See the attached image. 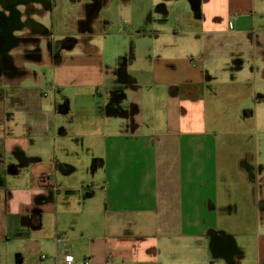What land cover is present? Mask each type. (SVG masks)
Returning <instances> with one entry per match:
<instances>
[{"label":"crops","instance_id":"crops-1","mask_svg":"<svg viewBox=\"0 0 264 264\" xmlns=\"http://www.w3.org/2000/svg\"><path fill=\"white\" fill-rule=\"evenodd\" d=\"M183 1L181 13L196 20V29L122 32L114 57L87 43L73 51L72 36L63 37L66 46L48 47L37 33L30 34L39 44L4 51L0 239L26 244L5 264H59L57 238L74 264L85 257L90 264H264V223L247 226L243 214L238 223H216L223 209L238 214L234 198L223 206L233 160L242 213L243 178L260 189L264 213V162L243 151V141L228 162L219 143L212 154L195 139L214 126L206 111L220 95L215 84L230 76L232 95L239 94L237 75L246 63L264 76V30L249 21L264 16V0ZM177 2L160 0L147 18L156 12L166 19ZM100 6L101 0L85 3L78 35L88 38ZM50 31V40L63 39ZM133 36L148 44L126 45ZM34 65L49 68L51 98L40 91ZM43 242L54 243L53 253L31 261L29 250Z\"/></svg>","mask_w":264,"mask_h":264},{"label":"rangeland","instance_id":"rangeland-1","mask_svg":"<svg viewBox=\"0 0 264 264\" xmlns=\"http://www.w3.org/2000/svg\"><path fill=\"white\" fill-rule=\"evenodd\" d=\"M88 0H52L53 8L50 12V18L45 20L47 25L53 31L55 39L63 38L65 36H72L76 39V48L78 50L81 44L96 46L100 51L106 54L115 56V48L119 46L120 33L136 32L137 30H147L149 33L156 30L160 35L165 32L183 33L187 30L196 29L198 26L196 20H193L191 15L181 13L184 1L178 0L173 10L163 19L156 12H153V17L148 19L147 12L150 8L155 10L160 0H101V6L95 14V19L91 24L92 32L88 38L78 35L79 20L86 14L85 3ZM174 3V2H171ZM153 6V7H152ZM135 11V12H134ZM136 13V14H134ZM49 21V22H48ZM250 23H255L258 30H264V16L256 13L254 18L250 17ZM126 22V23H125ZM260 32V31H259ZM261 37L264 38V31ZM126 45L133 39V45H147V38L142 36H133L126 38ZM81 43V44H80ZM69 52H67L68 54ZM75 53V52H73ZM143 54V53H142ZM140 59H137L139 62ZM134 63V67L138 63ZM251 64L243 65V71L239 73L238 91L239 94L232 95L233 90L229 85L230 76L224 83H218L214 86L218 88L217 103L214 108L210 105L206 111V119L209 120V125H214L209 135L197 137V141L203 142L207 152L211 149L213 154L214 143H219L220 152L224 154L223 157L228 158V162L233 160L236 156L240 142L243 141V151L248 150L253 154L257 152L258 158L264 162V76L262 75V68L260 71L252 72ZM264 68V67H263ZM34 69L40 77L38 87L46 98L52 97L51 76L49 68L43 65H34ZM225 78V77H223ZM48 96V97H47ZM214 111V112H213ZM240 127V128H239ZM243 130V133H237L236 129ZM211 134V135H210ZM204 155L200 152V157ZM232 167L226 169L232 179V192L230 195H224L226 200L224 207H228V202L232 198L237 202L238 214L234 210L229 213L227 210L222 211L221 220L216 223H238L236 220L238 216L243 214V224L254 227L255 223H264V213L259 211V203L261 202L260 192L257 185L248 184L243 178V213L241 210V195L240 187H236L238 180V173L234 168V160ZM230 171V172H229ZM210 189V186L205 185ZM223 190H227L228 186L224 185ZM234 202V201H233ZM233 205V204H232ZM223 207V208H224ZM192 211V210H191ZM194 214V212H189ZM208 218L211 217L208 212H205ZM212 220V219H211ZM9 238V237H8ZM6 240L0 239V264H5L6 259L9 262H14L23 251L26 244L17 239H12L5 244ZM53 242L42 243L36 249L29 250V259L33 262L42 259L43 255H51L54 250ZM63 250V246H60ZM64 249L68 250V246ZM7 260V261H8Z\"/></svg>","mask_w":264,"mask_h":264},{"label":"flooded vegetation","instance_id":"flooded-vegetation-1","mask_svg":"<svg viewBox=\"0 0 264 264\" xmlns=\"http://www.w3.org/2000/svg\"><path fill=\"white\" fill-rule=\"evenodd\" d=\"M19 2H23L19 4L21 8H18L17 3ZM29 3H34L37 7L33 8L29 6ZM52 8V0H0V68L8 63L4 51L20 42L31 41L34 45L42 42L43 45L56 49L68 45L70 41L68 38L61 40H50L49 38L51 31L49 25L45 24V20H51ZM25 27H28L29 33L21 36L13 35L14 32ZM30 33L45 36V40L40 41L39 37L32 36Z\"/></svg>","mask_w":264,"mask_h":264},{"label":"built area","instance_id":"built-area-1","mask_svg":"<svg viewBox=\"0 0 264 264\" xmlns=\"http://www.w3.org/2000/svg\"><path fill=\"white\" fill-rule=\"evenodd\" d=\"M57 242H61V244L63 246L62 255H61L59 264H74V256H73V254L71 252H69L67 249H64V248H66V244L64 242V239L57 238ZM82 264H90L89 257H85L82 260Z\"/></svg>","mask_w":264,"mask_h":264},{"label":"water","instance_id":"water-1","mask_svg":"<svg viewBox=\"0 0 264 264\" xmlns=\"http://www.w3.org/2000/svg\"><path fill=\"white\" fill-rule=\"evenodd\" d=\"M78 191L75 190H65L64 193L65 194H73V193H77Z\"/></svg>","mask_w":264,"mask_h":264}]
</instances>
